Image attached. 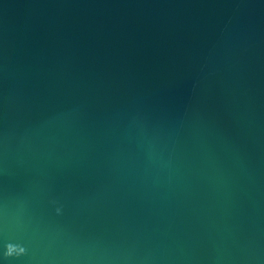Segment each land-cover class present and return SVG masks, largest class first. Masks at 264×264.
Returning a JSON list of instances; mask_svg holds the SVG:
<instances>
[{
	"label": "water",
	"instance_id": "water-1",
	"mask_svg": "<svg viewBox=\"0 0 264 264\" xmlns=\"http://www.w3.org/2000/svg\"><path fill=\"white\" fill-rule=\"evenodd\" d=\"M0 264H264V0H0Z\"/></svg>",
	"mask_w": 264,
	"mask_h": 264
}]
</instances>
